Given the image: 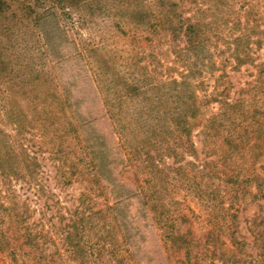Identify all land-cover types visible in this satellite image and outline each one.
I'll use <instances>...</instances> for the list:
<instances>
[{"label": "rangeland", "instance_id": "1", "mask_svg": "<svg viewBox=\"0 0 264 264\" xmlns=\"http://www.w3.org/2000/svg\"><path fill=\"white\" fill-rule=\"evenodd\" d=\"M8 1L33 14L17 11L23 16L11 29L5 73L19 94L1 96L0 125L36 166L0 174V264H264V46L252 44L254 59L236 68L220 27L176 59L164 52L165 35L153 31L154 0L62 8L50 0ZM193 1L182 0L185 15ZM228 2L242 21L264 29V0ZM114 75L133 92L116 97L122 84L114 86ZM36 76L46 83L35 85ZM62 86L91 119L84 135L104 152L105 175L84 143L60 137L62 127L47 126L29 103L32 90ZM211 96L236 102V119L212 125L221 108L206 101ZM190 99L199 106L198 118L185 116L197 156L174 160L160 150L157 167L147 166L133 149L140 137L151 126L173 131ZM106 101L114 103L112 119ZM109 176L133 196H116ZM177 234L184 248L173 242Z\"/></svg>", "mask_w": 264, "mask_h": 264}, {"label": "trees", "instance_id": "2", "mask_svg": "<svg viewBox=\"0 0 264 264\" xmlns=\"http://www.w3.org/2000/svg\"><path fill=\"white\" fill-rule=\"evenodd\" d=\"M45 1V0H44ZM56 3L61 8L64 6H75L79 5L85 0H50ZM158 8V22L159 28L153 29L156 32H161L165 35L166 49L164 52L173 54L178 59L180 58L183 51L195 50L204 44L208 43L213 37H217V33H213L216 29L224 27L228 30L230 41L226 42V49L230 51L235 61V67L238 68L240 65L248 63L254 59L252 44L255 45V49H260L264 46V29H260L259 25L249 26L248 20L242 21L239 13L232 11L229 6L228 0H194L195 7L191 9L189 15H185L186 11H183L182 0H154ZM16 8H19L18 10ZM25 8H28V13L24 17L29 18L33 14L32 7L29 5H11L8 0H0V98L3 95L8 94L9 96H17L19 93L14 92V86L16 85L15 77L8 76L5 73L9 68L10 62L4 61V53L12 49L13 44L11 43V29L18 24L21 18L20 13ZM19 11V12H17ZM17 18V19H16ZM16 19L15 22H12ZM215 34V35H213ZM151 52L149 54V63L152 61ZM58 61V59H56ZM159 62V61H158ZM115 79H112L114 86H118L120 83L121 88L115 90L114 95L119 93L120 95L127 96L130 92H133V88L126 81L120 80L121 77L114 75ZM116 77L119 80H116ZM36 83L39 85L46 83V80L38 82L39 78L36 76ZM88 79L95 82L93 77L89 76ZM96 86V85H95ZM37 87V86H36ZM60 90H45L44 92H37L38 90H32L36 93L31 94L29 103L33 108H36L38 115L47 122L48 126H61V131L58 132L60 137L63 135H70V137L79 139L84 146L90 151L94 164L100 175H105L104 168L106 166L103 160L101 147L96 145H88V140L91 137L84 135V128H88L90 118L80 113L79 109L81 103L76 102L71 97L70 90L64 86ZM97 89V87H96ZM116 91L118 93H116ZM10 92V93H9ZM21 95L24 93L21 92ZM206 101H218L220 104L221 112L214 114L209 118L212 125L218 127L222 123V120L232 118L231 113H235L236 102H230L226 99H218L217 96H211ZM114 103L108 101L103 103L105 115L108 119H112L110 114H114L111 108ZM111 106V107H110ZM198 108L196 100L190 99L187 107L183 111H179L176 115L178 119H175V129L173 131L167 130L166 127L163 129H157L154 126L149 127L140 137L139 143L133 148L134 151L141 152L144 154L143 161L149 167H157L155 162L158 157L160 150H164L167 156H171L174 160L176 158H183L185 155L196 157L197 153L195 150L194 142L191 139L192 125L188 123L186 119L187 112L190 118H198ZM108 113L109 116H108ZM180 118V119H179ZM197 124V123H194ZM199 124V123H198ZM197 124V125H198ZM17 132L20 133V129L17 128ZM163 132V133H162ZM213 133L219 134L217 128L214 129ZM14 137V136H12ZM99 138V136H97ZM225 138V137H224ZM96 138L93 140L95 141ZM18 147V148H17ZM237 148L236 146H233ZM154 151L152 154L151 151ZM105 156V155H104ZM31 162V156L27 152L23 145L15 146L11 141V135L5 132L0 125V174L1 175H15L18 174L22 167L29 170V167L34 168ZM109 173V172H108ZM111 174V173H109ZM108 183L112 185L116 196H125L123 199H129L133 196L128 189L118 187L116 179L113 176H109ZM262 180L260 177L255 178V182ZM139 201H141L139 199ZM142 206H144V203ZM119 216V215H118ZM121 217V216H119ZM173 242L179 247L184 248L187 244L186 239L182 235H172ZM128 240V235H127Z\"/></svg>", "mask_w": 264, "mask_h": 264}]
</instances>
